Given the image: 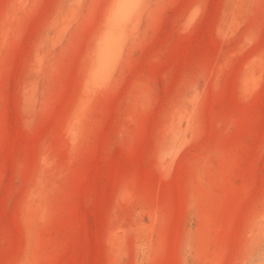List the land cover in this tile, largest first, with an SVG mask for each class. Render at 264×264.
Listing matches in <instances>:
<instances>
[{
  "label": "rangeland",
  "instance_id": "obj_1",
  "mask_svg": "<svg viewBox=\"0 0 264 264\" xmlns=\"http://www.w3.org/2000/svg\"><path fill=\"white\" fill-rule=\"evenodd\" d=\"M0 264H264V0H0Z\"/></svg>",
  "mask_w": 264,
  "mask_h": 264
},
{
  "label": "bare ground",
  "instance_id": "obj_2",
  "mask_svg": "<svg viewBox=\"0 0 264 264\" xmlns=\"http://www.w3.org/2000/svg\"><path fill=\"white\" fill-rule=\"evenodd\" d=\"M107 41V40H106ZM110 43V42H109ZM109 43H107V44H109ZM106 45V44H105ZM111 47V46H110ZM105 48V47H104ZM106 51V50H105ZM109 50H107V52H108ZM104 52V51H103ZM109 53V52H108ZM106 54V53H105ZM104 56V55H103ZM106 56H107V54H106ZM105 58V57H104ZM104 58L102 59V60H104ZM107 58V57H106ZM110 58V57H109ZM108 59V58H107ZM106 59V60H107ZM105 61V60H104ZM106 62V61H105Z\"/></svg>",
  "mask_w": 264,
  "mask_h": 264
}]
</instances>
